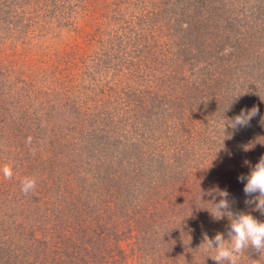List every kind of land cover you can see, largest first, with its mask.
<instances>
[{"label": "rangeland", "instance_id": "rangeland-1", "mask_svg": "<svg viewBox=\"0 0 264 264\" xmlns=\"http://www.w3.org/2000/svg\"><path fill=\"white\" fill-rule=\"evenodd\" d=\"M253 107L259 112L247 126L223 131ZM101 134L124 138L120 152L139 162L162 153L179 165L156 167L155 191L169 174L186 185L184 176L200 168L209 180L195 191L205 187L209 196L212 185L216 203L217 189L234 191L233 214L264 217L245 203L239 180L264 156V0H0V167L14 168L12 179L0 175V264L49 263L44 236L58 226L76 228L77 237L117 234L127 258L105 264H172L184 213L146 218V201L114 198L131 182L132 166L106 184L64 169L61 156L74 146L94 150L95 164ZM25 176L37 179L28 194ZM145 187L138 191L147 199ZM212 211L219 214L215 203ZM210 221L205 236L228 239V216ZM185 247L182 264H216L200 243L199 251ZM262 262L249 248L240 264Z\"/></svg>", "mask_w": 264, "mask_h": 264}, {"label": "trees", "instance_id": "trees-1", "mask_svg": "<svg viewBox=\"0 0 264 264\" xmlns=\"http://www.w3.org/2000/svg\"><path fill=\"white\" fill-rule=\"evenodd\" d=\"M197 86L198 85H193V89H197ZM203 95L204 92L202 93V96ZM77 109L80 112L79 108H75V110ZM104 137L105 136L101 134L100 138L103 139V141H98L99 148L96 150L98 151V154L96 156L95 164L91 163V160H89L92 158L93 161V158L95 156L94 150L89 151L88 149V151H86L85 149L87 147L84 149L82 147L74 146L70 149L71 154H69L67 157L61 156V158L67 159V162L65 161V159L63 162L66 163L64 166V169L67 170L66 172H73L71 174V177H74L75 179L77 178L81 181L92 180L94 181V184H96L97 181H101L106 184L110 183L112 179H115L117 177L120 166L123 165L124 168L127 165L130 167L132 166L136 173L132 175L131 182H125L124 184H122L121 192L117 188L118 192L114 198L121 199L124 204H126L125 202L128 201L130 205L134 206L137 203L141 204V202L144 204L143 200L146 201V205L151 209L147 210L148 212L145 213L146 218L150 217V215L155 216L164 213L166 215V218L170 221V219L177 220V218L182 215L180 213H184L183 217H185V222L179 221L178 227L174 232L176 239H178L179 245L175 247L172 264L183 263L186 254L184 249L186 248L188 250V248L185 246L190 247V251H199V248H196V246H198L200 243L201 250L205 251V234H209L211 230L204 228V224L209 222L211 217H213L210 210H212L214 203H216L217 201V198L215 189L211 188L212 185L207 188V190L209 189V196H205L206 194H204L205 187L204 190L198 189L197 191H195L193 188H198L206 183L209 180V177L203 180L202 170L200 168L199 170L194 169L192 170L194 172L191 175L184 176L185 179L188 178V183L186 185L183 183V181L179 185H176V183L170 182V179L174 177L178 179L177 176L179 174L177 173L175 176L169 174L168 181L163 180V186L158 181L157 191H155L154 188L156 186L154 183V170L156 169V167L160 164L162 169L169 168L174 169L178 172L179 165L169 164L167 163V161H164L165 155H163L162 153L152 156L143 155V157H148L143 158L142 161L140 159L141 162H139V158L135 156L134 158H129L127 154L120 152V145L125 144L126 142L124 138L115 137L108 139L107 137ZM52 140L56 141V139ZM51 142L48 141L49 144H51ZM47 150L48 148L46 147V151ZM174 154L178 155V153ZM46 158H44L43 163L51 168L53 163L50 160H48V162ZM57 158L60 159V157L58 156ZM156 160L159 161L155 163ZM33 161L38 162L37 164L41 165L39 158L34 159ZM138 162L140 164H138ZM138 167L142 169V172H140ZM180 171L181 173H183L182 170ZM167 185L170 187V189ZM124 186H126V188L123 191ZM139 186H146L144 188V192L148 197L147 199L142 198L139 194L141 193V191H138ZM163 189L165 190V192H161ZM217 192L218 202L224 198L220 195V193L226 192L228 194L227 199L230 203V207H235L234 205L237 197L236 194H234V191H221L220 189H217ZM106 193H109V191H106ZM108 199L110 200L111 198ZM179 203H183L185 206H183L182 208L180 205H178ZM139 204L137 205V207L139 206ZM109 211L112 212V209H110ZM261 215L263 214H260V216ZM258 220L264 221V217L258 218ZM60 228L63 227L58 226L57 228H55L53 230V234L52 232H50V228L47 231V234H45L44 236V242L46 241L44 250L46 257L50 260L49 263L45 264H105L109 259H113L116 257H123V259L127 258L120 248L121 244H119L118 242L119 239L117 234H114V238H111V234H103V232L101 233V231L97 232L94 230L87 234V231L84 230L83 234L85 235L77 237L74 234V229L76 228L67 226L64 229H61L60 232H58ZM132 229L134 231V228ZM57 232L60 233V235H58ZM107 238L111 240L109 245L105 244V240ZM28 249L32 250V248ZM104 249L115 250V253L111 254L109 258H105L106 254L105 252L103 253ZM252 251L254 250L252 249ZM98 252L100 253L98 254ZM205 253L207 252L205 251ZM12 254L18 255V253L14 252ZM13 257L14 256L7 255L4 260H8V258L9 260H11ZM188 264H194V262H189ZM204 264L206 263L204 262ZM259 264L264 263L262 262Z\"/></svg>", "mask_w": 264, "mask_h": 264}, {"label": "clouds", "instance_id": "clouds-1", "mask_svg": "<svg viewBox=\"0 0 264 264\" xmlns=\"http://www.w3.org/2000/svg\"><path fill=\"white\" fill-rule=\"evenodd\" d=\"M258 112L257 107H253L247 112L242 111L234 120L224 123L223 131L225 132L227 126L233 128L247 126ZM26 142L30 144L31 137ZM0 175L6 180L12 179L14 175L13 166L5 164L0 167ZM239 180L241 182L246 180L243 191L248 199L245 203L254 205V210L264 214V156L260 158L246 177L241 175ZM36 185V177L25 176L21 181V191L28 194L35 190ZM220 195L224 198L215 203L219 214L209 210L216 220L222 219L225 215L228 216L230 220L228 239H225L222 232H217L211 239L206 236L205 242L209 248L205 251L209 253L208 257H211L216 264H240L243 254L249 248L259 253L260 256H264V221L258 220L250 212L233 214L229 210L228 194L221 192Z\"/></svg>", "mask_w": 264, "mask_h": 264}]
</instances>
